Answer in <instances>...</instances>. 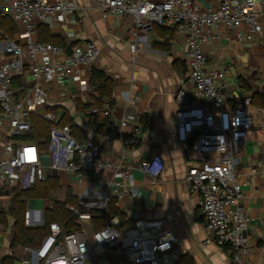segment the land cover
<instances>
[{
  "label": "built area",
  "instance_id": "2783aa9c",
  "mask_svg": "<svg viewBox=\"0 0 264 264\" xmlns=\"http://www.w3.org/2000/svg\"><path fill=\"white\" fill-rule=\"evenodd\" d=\"M103 17L129 16V52L134 55L141 36L149 35L154 27L173 29L182 46L185 77L179 81L175 99L181 107L174 116L175 136L197 154V163L188 165L184 181L188 191L198 196V207L208 237L205 244L223 249L230 264H244L252 250L246 235L250 217L241 206L242 189L235 173L238 149L252 129L251 99L241 97L226 101L227 68L210 65L201 48L215 39L225 42L264 39V0H94ZM204 1L206 3L204 4ZM70 0H0V15L19 24L16 40L3 42L0 57V191L20 187L29 189L46 178L45 169L63 170L76 181L98 173L110 172L113 177V199L133 198L136 188L130 167L123 159L106 158L100 145L89 138L76 140L69 126H59L58 116L44 110L48 104V88L60 77H72L81 90L88 91L79 67H86L98 55L90 41L70 47L66 51L57 45L34 39L37 26L54 18L64 22L79 10ZM85 10V9H83ZM84 19V14L78 16ZM22 81L16 88L13 82ZM29 79V81H28ZM132 79L129 89L132 90ZM185 83L192 87L195 102L184 104ZM15 87V88H14ZM21 94L18 95V93ZM129 97V90L126 91ZM95 110V109H94ZM106 112V111H104ZM40 114L50 122L46 149H38L33 142L15 139L31 129L30 115ZM133 116L125 115L120 123H110V131L117 135L126 132L125 126ZM264 126V121L260 123ZM123 139L127 146L137 142L138 129L127 131ZM44 157L48 164L43 162ZM163 161L156 155L143 159L138 170L152 178L163 170ZM111 199L81 201L78 207L67 206L75 216L79 229L63 231L52 222L48 232L36 247H25L28 257L20 264H103L98 259L100 249H118L121 264H176L179 252L176 237L158 219H133L131 227H119L113 215L102 227L89 232L83 221L90 219V210H106ZM25 226L43 225L42 211L26 208ZM0 264H5L1 263Z\"/></svg>",
  "mask_w": 264,
  "mask_h": 264
},
{
  "label": "crops",
  "instance_id": "0c3cea01",
  "mask_svg": "<svg viewBox=\"0 0 264 264\" xmlns=\"http://www.w3.org/2000/svg\"><path fill=\"white\" fill-rule=\"evenodd\" d=\"M70 1L77 3L80 9L67 21L51 18L38 25L34 39L65 44L66 54L59 55L60 60L66 58L70 47L86 41L94 43L98 55L86 67H79L80 75L89 82L91 69L102 70L112 77L115 88L109 104L86 107L91 97L97 96L90 86L88 91H83L72 77L56 78L48 88V104L44 110L58 108V120L59 112H67L77 125L81 139L93 140L100 145L104 157L123 159L130 167L136 195L115 202L126 219L162 220L177 239L175 247L183 259L182 264H185V258L194 264H230L225 250L212 244L204 245L208 234L198 207V196L188 191L184 181L186 167L197 163L198 156L189 152L188 143H179L175 136L174 116L181 107L175 94L180 87L179 81L185 77L182 46L177 35L170 37L153 31L141 36L132 65L133 56L129 52L131 18L103 17L94 0ZM83 14L81 20L78 16ZM12 22L18 30L12 38L0 40V54L3 52L1 41L16 40L21 30L18 23ZM202 50L210 65L228 70L225 82L227 102L241 97L251 99L254 93L264 95L263 38L243 42L215 39L204 44ZM239 78L247 84V89L239 87ZM131 79L132 90L129 89ZM183 87L186 92L184 104L195 102L192 87L188 83ZM250 112L253 126L238 149L235 173L242 189L241 206L250 217L246 235L252 250L244 264H264V126L260 125L264 121V106L253 99ZM125 115L133 116V122L124 127L126 132L122 135L112 133L109 124L120 123ZM143 116L149 119L146 129L141 122ZM132 129H138L137 142L126 146L123 139L130 138L126 133ZM156 155L164 165L157 177L152 178L138 170L141 160ZM43 162L47 165L48 159L44 157ZM45 174L46 178L57 180L60 186L57 193L62 194V198L54 195L58 200L64 199L67 189L78 200L113 199L110 172L94 174L82 181H76L59 169L46 168ZM2 206L6 208L5 204ZM48 206V201L39 199H30L26 204V208L41 211ZM83 223L91 232V222ZM3 236L0 232V262L3 257L11 255L8 240ZM19 256L16 251L9 264H20ZM98 259L103 264H121L122 254L118 249L100 250Z\"/></svg>",
  "mask_w": 264,
  "mask_h": 264
},
{
  "label": "trees",
  "instance_id": "16d2710c",
  "mask_svg": "<svg viewBox=\"0 0 264 264\" xmlns=\"http://www.w3.org/2000/svg\"><path fill=\"white\" fill-rule=\"evenodd\" d=\"M4 19L11 21L10 18L2 17L0 15V27L2 26V21ZM153 31H157L159 35H167L170 37L175 34L173 29L167 27L155 26ZM9 32L12 31H10V29H0V40L12 38L14 32L12 33V36L9 35L11 34ZM46 43L65 48V44L63 43L58 44L49 41H47ZM161 47H163V45H161ZM1 56L2 54H0V57ZM13 84L16 88H18L22 86V81L20 79H16ZM88 84L96 92L97 96L91 97L86 107L93 105L102 106L104 103H110L112 93L115 88V83L112 77L108 76L102 70L91 69ZM238 85L241 89L248 88L247 84L241 78H239L238 80ZM19 94H21V92H19L18 95ZM253 99H255L257 103L264 106V95L260 93L252 94L251 104L253 102ZM45 110L50 111L55 115L58 113V108L56 107H47ZM59 113L60 118L58 120L59 122L57 121V124L59 126H69L72 136L76 140H81V133L77 131L78 127L74 123L73 118L69 117L67 115V112L61 111ZM29 119L31 122L30 131L25 134L15 136L14 138L23 141L33 142L37 145L38 149H46L49 140V131L51 123L44 120L38 113L30 115ZM141 122L143 128L146 129L149 125L148 117H141ZM59 190L60 186L57 180L54 178H45L42 181H37L29 189H21L20 187L11 189H1L0 199H7L8 203L6 208L0 205V225L5 227L6 229L10 228L11 230V237L10 239H8V249L10 250L11 255L3 257L1 259V263H11L13 260L12 255H14L18 249L22 252V249L25 247H36L37 244L44 237V235L47 234L49 223L56 222L60 224L63 227L64 232L70 231L72 229H79V224L76 222L75 216L72 215V213L67 208V206L78 207V199L74 198L71 195L70 191L67 189L64 194V199L58 200L54 195L59 192ZM30 199L46 200L49 202V206L42 211L43 225L41 226L29 227L25 226L23 223V214L26 210L27 201ZM115 202L116 201L114 199H111L108 202L106 210L104 211H89V221L92 225V231L100 229L102 227V222L113 215H116L118 217L119 227H131L133 221L124 217L123 213L115 205ZM24 256L28 257L24 255V253H22L19 257L23 258ZM182 260L183 259L179 257L176 264H182ZM185 260V264H194L191 259L185 258Z\"/></svg>",
  "mask_w": 264,
  "mask_h": 264
},
{
  "label": "rangeland",
  "instance_id": "374dc122",
  "mask_svg": "<svg viewBox=\"0 0 264 264\" xmlns=\"http://www.w3.org/2000/svg\"><path fill=\"white\" fill-rule=\"evenodd\" d=\"M106 16H108V15H106ZM0 29H2V30L10 29V31H12V32H9V33H11V34H9L10 36H12V33H13V32H16V30H18V28L14 25L13 22L8 21V20H6V19H4V20L2 21V26L0 27ZM203 45H204V44L201 45V48L203 47ZM28 81H29V79H28ZM55 196L58 197V198H62V194H61V192H60L59 194L56 193ZM124 199H125V198H124ZM101 200H102V199H99V200L89 199V200H81V201H101ZM114 200H115V199H114ZM78 201H79V200H78ZM115 201H116V200H115ZM7 203H8V200H7V199L1 201V204H2V205L5 204V205L7 206ZM38 210H41V209H38ZM94 210H97V209H94ZM0 232H1V234L4 235L3 237H6V240L10 239V237H11V230H10V228L7 229V231H5V227H3L2 225H0ZM99 251H100V249H96V252H99ZM17 254H18V255H21L22 252L18 249V250H17Z\"/></svg>",
  "mask_w": 264,
  "mask_h": 264
},
{
  "label": "water",
  "instance_id": "95a60500",
  "mask_svg": "<svg viewBox=\"0 0 264 264\" xmlns=\"http://www.w3.org/2000/svg\"><path fill=\"white\" fill-rule=\"evenodd\" d=\"M194 136H195V133L194 134H192L191 136H190V138H189V140H188V145H190L191 144V142L193 141V138H194Z\"/></svg>",
  "mask_w": 264,
  "mask_h": 264
}]
</instances>
